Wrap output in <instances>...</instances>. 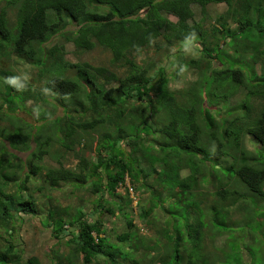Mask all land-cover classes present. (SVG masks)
Segmentation results:
<instances>
[{
    "label": "trees",
    "instance_id": "1",
    "mask_svg": "<svg viewBox=\"0 0 264 264\" xmlns=\"http://www.w3.org/2000/svg\"><path fill=\"white\" fill-rule=\"evenodd\" d=\"M3 2L0 264H264V0ZM81 189L111 216L132 190L159 237L126 217L119 253ZM25 215L59 241L47 261L19 246Z\"/></svg>",
    "mask_w": 264,
    "mask_h": 264
},
{
    "label": "rangeland",
    "instance_id": "2",
    "mask_svg": "<svg viewBox=\"0 0 264 264\" xmlns=\"http://www.w3.org/2000/svg\"><path fill=\"white\" fill-rule=\"evenodd\" d=\"M1 1V0H0ZM5 1V0H4ZM4 6V2L0 3V8ZM226 10V6L224 4L221 5H214L211 7V12L213 15L215 13H223ZM198 17H200V11L199 9H196ZM9 15L13 17L14 11L11 9L9 10ZM212 15V16H213ZM72 30L77 31L80 27L79 25L74 24V26L70 27ZM225 44V43H224ZM46 46V45H45ZM67 50H68V56L67 58L72 61V62H78V61H89L92 64L99 65V64H105L109 61L111 54L101 50V48H96L94 51L90 52H85V53H78L75 51V48L72 44H67ZM167 61V59H165ZM168 60L167 62H169ZM171 73V71H168ZM173 72V69H172ZM186 78L182 79V81H185ZM194 79L193 75L188 78V80ZM183 85V82H179V86ZM32 119V118H31ZM251 146V145H250ZM7 147L10 149V151L16 153L22 160H25L28 153H21L16 150H13L10 148L9 145ZM253 148V146H251ZM73 157L69 158V161L66 163L67 167L73 166L76 164V161L74 160ZM73 161V162H72ZM46 164L48 166H55L54 163L51 162L50 159L46 160ZM127 186L130 187L129 181H127ZM72 190L71 186H66L64 188L65 194L61 193L62 191L58 192L59 197L63 198L62 199V204L64 206L68 205L71 200L70 196V191ZM206 193L208 190H206ZM119 194L122 196V201L127 199L126 196V190L124 187H120L118 189ZM62 195V196H61ZM80 198L85 199V204L86 208L85 211L88 215V220L91 222H95L96 220H101L103 221L104 228L106 229V234L108 236L109 242L112 245H117L114 247L117 249L119 253H121L119 247L124 251L127 252L130 247H131V241L128 244H123L120 243L119 240L117 239L118 235L127 232V226H126V217H130L133 219V223L141 229V233L147 237H151V239H156L159 237L157 234V228L161 226L160 220L154 217V220L157 222L158 226L156 227V230L151 229L149 225H146L145 221H143L140 218V209H138V197L136 194L130 190V199H132L133 205L132 207H129L128 204L123 205L124 206V211L123 214H117L116 216H111L108 213H106L105 210L101 213V209L98 208L95 204L94 201H99L100 200V195H92L90 194L89 191L85 189L78 190L77 194ZM189 196H185V200H189ZM146 201V200H145ZM146 203V207H149V203ZM115 212L118 213L117 209H115ZM160 211L155 212V216H159ZM26 218V223L24 224V227L21 231V233L17 234L16 238H18L19 241V246L23 247L26 250V256L30 257L32 255L40 256L44 261H47L46 258V250H48L47 246H59V241H56L55 238L52 235V232L49 231L48 229L44 228L43 225H40V221L42 220V216H32V215H25ZM185 223L186 221H181ZM262 222V221H261ZM262 224V223H261ZM262 228V225H261ZM119 246V247H118ZM56 248V247H55ZM50 249V247H49ZM155 253H152L147 260L144 262V264H149V260L151 261L152 257L154 256ZM185 261V260H184ZM167 264H175L172 260L167 258Z\"/></svg>",
    "mask_w": 264,
    "mask_h": 264
}]
</instances>
